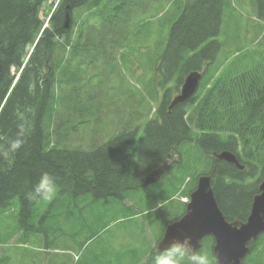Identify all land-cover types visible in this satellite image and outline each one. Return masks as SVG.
I'll list each match as a JSON object with an SVG mask.
<instances>
[{"label": "trees", "instance_id": "1", "mask_svg": "<svg viewBox=\"0 0 264 264\" xmlns=\"http://www.w3.org/2000/svg\"><path fill=\"white\" fill-rule=\"evenodd\" d=\"M244 1L256 20L249 46L256 45H237L221 68L226 14L234 40L241 36L236 0H0V137L15 135L21 112L33 127L13 155L0 140V264H152L157 252L144 245L140 220L148 197L134 194L148 190L144 177L172 156L174 177L158 186L164 200L188 194L208 174L229 210L246 204L237 191L249 200L258 192L264 0ZM192 72L201 73L197 94L169 109ZM226 151L243 170L213 156ZM43 172L55 177L57 198L29 202ZM121 219L127 245L113 248L107 238ZM262 262L264 236L244 264Z\"/></svg>", "mask_w": 264, "mask_h": 264}, {"label": "water", "instance_id": "2", "mask_svg": "<svg viewBox=\"0 0 264 264\" xmlns=\"http://www.w3.org/2000/svg\"><path fill=\"white\" fill-rule=\"evenodd\" d=\"M198 81L197 73L189 74L171 106L187 101L197 90ZM217 158L236 163L235 157L228 153H222ZM147 184L146 181L144 185ZM258 190L259 194L253 198L247 220L237 228L236 223L228 224L219 211L213 198L210 177H199L186 215L166 228L163 244L160 243L159 247L166 246L173 238L183 240L185 236H190L196 247L203 237L212 236L215 240L213 255L219 258V264H240L248 252L249 241L264 232V178Z\"/></svg>", "mask_w": 264, "mask_h": 264}, {"label": "rangeland", "instance_id": "3", "mask_svg": "<svg viewBox=\"0 0 264 264\" xmlns=\"http://www.w3.org/2000/svg\"><path fill=\"white\" fill-rule=\"evenodd\" d=\"M236 0V6H234L235 9V15L236 19L238 21V24L240 26V32L241 36L240 39L236 42L234 40V19L232 15H225L224 23L221 27V32L218 36V39L221 42H225L226 44L223 45L222 49L219 51L215 61L218 65L221 66V68H225L228 64H230L234 57L237 55V49L236 46L239 45L240 47L249 46V40L254 38L255 34V20L252 17L251 10L248 8L246 2L244 0ZM41 18L43 16L41 15ZM257 29V28H256ZM255 44H251L249 48L255 47ZM239 71L244 70V64H239L237 69ZM140 74V70H136V75ZM125 79L129 81L131 84H133L132 81H130V78L127 74H125ZM173 159H176V157L169 158V161H172ZM174 173V169H173ZM164 183V181H161ZM161 182L156 184H151L149 186L148 190H142L138 192L137 194H134V199L140 200L139 196H147L148 199L144 200V204L148 205V208L151 209V211H147L145 213V218H140L141 221L144 222L145 227L149 228L154 233V237H158L160 234H162V230L165 227V225L176 218L178 214L177 207L173 203H165L160 204L159 202V190L158 186L161 185ZM133 199V200H134ZM137 203V202H136ZM143 203L139 202L137 204L138 208L143 207ZM161 207V208H160ZM125 224V222L123 223ZM126 226V224H125ZM125 226H114L112 227V235L113 238H107L109 242L113 245V248H116L119 242L122 241L123 244L127 245V240L121 239V236L126 235L127 231L125 229ZM115 235V236H114ZM148 237H152L150 233H148ZM128 246H135L134 244H130L128 240ZM122 250H114L115 253H118Z\"/></svg>", "mask_w": 264, "mask_h": 264}, {"label": "clouds", "instance_id": "4", "mask_svg": "<svg viewBox=\"0 0 264 264\" xmlns=\"http://www.w3.org/2000/svg\"><path fill=\"white\" fill-rule=\"evenodd\" d=\"M17 120L15 135L0 137V140L4 142L5 155L17 153L33 131L32 123L25 112H21ZM57 195L58 185L55 177L48 172H43L32 190L26 194V198L29 202L51 203ZM161 245L152 257V264H219L217 256L206 250L197 249L190 236H185L183 240L173 238L166 246L161 247Z\"/></svg>", "mask_w": 264, "mask_h": 264}, {"label": "flooded vegetation", "instance_id": "5", "mask_svg": "<svg viewBox=\"0 0 264 264\" xmlns=\"http://www.w3.org/2000/svg\"><path fill=\"white\" fill-rule=\"evenodd\" d=\"M221 193H223V191H218L215 193V198L217 200L218 206L221 209H224L223 212L225 211V213L227 212L229 215H227V217L229 218V220L231 221H238V222H242L245 220V218H236L237 214H245L247 213V209L250 208L251 206V201L252 199L249 200V196H246L243 192L241 191H237L238 195L243 199L246 200V204L244 201V204L242 206H240L239 208H235L233 209L232 206H230V210L228 209V207L224 206V200H222L223 198H221ZM248 204H250L249 208H248ZM158 244V243H157ZM214 246V241L211 237H205L202 240L199 241V245L197 247V249H201V250H206L208 252H212Z\"/></svg>", "mask_w": 264, "mask_h": 264}, {"label": "bare ground", "instance_id": "6", "mask_svg": "<svg viewBox=\"0 0 264 264\" xmlns=\"http://www.w3.org/2000/svg\"><path fill=\"white\" fill-rule=\"evenodd\" d=\"M171 68V67H170ZM209 68V67H208ZM167 70H168V68H167ZM197 94V93H196ZM199 95V94H198ZM194 97V96H193ZM196 97V96H195ZM199 101V100H198ZM109 118V117H108ZM206 133V132H205ZM198 145V144H197ZM181 150V149H180ZM199 150V149H198ZM226 152H228V151H226ZM198 155V154H197ZM194 156V155H193ZM196 156V155H195ZM212 161V160H211ZM199 166V165H198ZM212 169V168H211ZM257 171V170H256ZM214 175V174H213ZM215 179V178H214ZM232 180V179H231ZM234 180V179H233ZM232 180V181H233ZM256 180V179H255ZM228 181V180H227ZM231 181V182H232ZM214 182V181H213ZM254 182V181H253ZM216 183V182H215ZM243 183V182H242ZM213 184V183H212ZM235 185V184H234ZM187 189H189V188H187ZM192 189V188H191ZM190 190V189H189ZM239 190V189H238ZM250 190V189H249ZM237 191V190H236ZM248 191V190H247ZM186 192V191H185ZM188 192V191H187ZM242 192V191H241ZM246 192V191H245ZM253 192V191H252ZM238 198H239V195H238ZM224 199V198H223ZM227 199V198H226ZM225 200V199H224ZM247 200V199H246ZM227 201V200H226ZM116 209V208H115ZM118 209V208H117ZM112 210V209H111ZM120 210H122V209H120ZM115 212V211H114ZM110 215V214H109ZM96 231V230H95ZM133 235V234H132ZM135 235V234H134ZM129 236V235H128ZM130 241V240H129ZM134 241V240H133ZM122 242V241H121ZM127 242V241H126ZM16 243V242H15ZM134 243V242H133ZM110 246V245H109ZM112 248V247H111ZM77 252V251H76ZM145 252V251H144ZM78 255V254H77ZM84 255V254H83ZM99 255V254H98ZM71 256V255H70ZM84 257V256H83ZM87 257V256H86ZM71 258V257H70ZM140 259V258H139ZM97 260V259H96ZM101 260V259H100ZM126 262V261H125ZM91 263V262H90ZM97 263V262H96ZM112 263V262H111ZM127 264V263H126ZM137 264V263H136Z\"/></svg>", "mask_w": 264, "mask_h": 264}]
</instances>
